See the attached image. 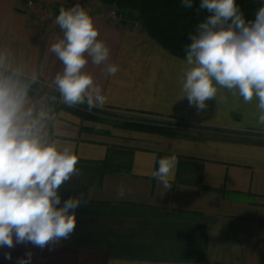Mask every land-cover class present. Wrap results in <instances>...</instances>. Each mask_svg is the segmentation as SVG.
I'll return each mask as SVG.
<instances>
[{
  "label": "crops",
  "instance_id": "0c3cea01",
  "mask_svg": "<svg viewBox=\"0 0 264 264\" xmlns=\"http://www.w3.org/2000/svg\"><path fill=\"white\" fill-rule=\"evenodd\" d=\"M73 5L0 0V43L37 66L39 82L54 90L63 65L49 47L63 33L54 23L57 15L44 22L42 13ZM107 8L98 0L90 14L98 39L110 48L108 62L120 70L109 76L90 60L85 70L108 97L102 109L140 119L116 122L106 113L85 119L64 106L53 108L54 126L50 122L47 131L79 157L80 174L60 195L83 193L87 203L76 210L69 239L44 249L30 243L0 247V264H19L27 251L33 253L30 264H264V125L256 120L257 101L244 103L220 89L197 113L186 98L179 100L186 56L169 52L137 22L107 16ZM124 122L167 125L175 134ZM172 154L178 165L164 192L151 172ZM121 184L126 195L118 199Z\"/></svg>",
  "mask_w": 264,
  "mask_h": 264
},
{
  "label": "clouds",
  "instance_id": "9594fccd",
  "mask_svg": "<svg viewBox=\"0 0 264 264\" xmlns=\"http://www.w3.org/2000/svg\"><path fill=\"white\" fill-rule=\"evenodd\" d=\"M192 8V0H182ZM199 10L208 15L186 45L187 68L180 79L182 95L197 113L220 89L239 95L244 103L257 101V123L264 125V0L254 19H247L237 0H200ZM54 23L63 33L49 51L63 65L52 84L67 106L104 108L108 97L86 71L89 60L104 65L115 76L120 68L110 63V48L99 40L90 12L79 3L59 9ZM42 71L19 56L9 44L0 43V247L32 244L44 249L69 239L74 233L76 210L87 201L84 194L62 200L61 188L80 174L79 157L70 145L61 146L47 129L53 125V109L45 100L31 98ZM151 177L166 192L171 187L178 159L160 158ZM121 184L116 196L124 198ZM27 251L19 264H30ZM7 258H11L9 253Z\"/></svg>",
  "mask_w": 264,
  "mask_h": 264
},
{
  "label": "trees",
  "instance_id": "16d2710c",
  "mask_svg": "<svg viewBox=\"0 0 264 264\" xmlns=\"http://www.w3.org/2000/svg\"><path fill=\"white\" fill-rule=\"evenodd\" d=\"M26 1V0H24ZM113 6L122 15L121 23L138 21L140 26L172 54L186 56L189 37L195 34L197 26L206 19V10H199L200 0H192L193 7L185 8L182 0H99ZM237 4L247 19H254L262 0H237ZM72 7V6H69ZM68 7V8H69ZM146 22H144V19ZM35 87V86H34ZM78 112L85 119H96L101 112L87 105L75 107L64 106ZM129 128L155 131L173 135L175 132L167 125L124 122Z\"/></svg>",
  "mask_w": 264,
  "mask_h": 264
},
{
  "label": "rangeland",
  "instance_id": "374dc122",
  "mask_svg": "<svg viewBox=\"0 0 264 264\" xmlns=\"http://www.w3.org/2000/svg\"><path fill=\"white\" fill-rule=\"evenodd\" d=\"M98 0H68V3L69 4H77L79 3L81 5V7L85 8L87 7L86 10H88L90 13H91V8L94 7V4H97ZM112 10L115 9L113 6H111ZM55 8V7H54ZM52 7V10L54 9ZM110 8H107L106 9V14L107 16H110ZM48 13V14H47ZM44 16H45V19H44V22H52L53 19H51L52 17H55L56 14L55 11H51V9H47V12L45 13H42ZM138 24L139 22L136 21ZM140 25V24H139ZM47 97V98H54V103L51 99H48V100H45V103L48 104L49 107H51L52 109L54 108H57V107H62V106H67L65 104H63L62 102H60V98H59V93L57 90H54L52 88H50L49 86L47 85H44L43 83L41 82H38L35 87L33 88L32 90V94H31V98L34 100V101H41V100H44V98ZM70 107V106H69ZM72 107V106H71ZM98 112H101V114L105 115L106 114H110L112 116H116L115 118H112L113 121H118V122H121L122 120L121 119H140L139 116H136V115H130V114H126V113H122V112H117V111H112V110H106V109H99ZM109 116V115H108ZM143 118V117H141ZM146 118L145 120H149V121H152V122H162L161 119L159 118H153V117H144Z\"/></svg>",
  "mask_w": 264,
  "mask_h": 264
},
{
  "label": "built area",
  "instance_id": "2783aa9c",
  "mask_svg": "<svg viewBox=\"0 0 264 264\" xmlns=\"http://www.w3.org/2000/svg\"><path fill=\"white\" fill-rule=\"evenodd\" d=\"M33 3H34V0H26V1H25L26 6H28V7H31V6L33 5ZM110 15H111L113 18H117V19H119V20L122 19V15H121V14H118L117 11H116L115 9H113V10L110 11Z\"/></svg>",
  "mask_w": 264,
  "mask_h": 264
},
{
  "label": "water",
  "instance_id": "95a60500",
  "mask_svg": "<svg viewBox=\"0 0 264 264\" xmlns=\"http://www.w3.org/2000/svg\"><path fill=\"white\" fill-rule=\"evenodd\" d=\"M143 19H144V18H143ZM144 22H146L145 19H144Z\"/></svg>",
  "mask_w": 264,
  "mask_h": 264
}]
</instances>
